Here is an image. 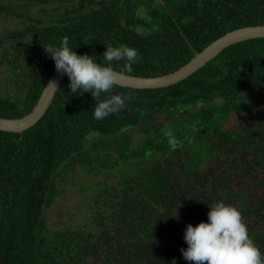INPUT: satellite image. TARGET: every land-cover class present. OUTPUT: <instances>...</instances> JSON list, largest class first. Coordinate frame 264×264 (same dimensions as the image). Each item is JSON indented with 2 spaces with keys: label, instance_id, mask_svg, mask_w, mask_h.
Masks as SVG:
<instances>
[{
  "label": "trees",
  "instance_id": "trees-1",
  "mask_svg": "<svg viewBox=\"0 0 264 264\" xmlns=\"http://www.w3.org/2000/svg\"><path fill=\"white\" fill-rule=\"evenodd\" d=\"M42 1L54 6L45 18L27 15L25 26L2 31L0 46L11 40L13 54L3 48L0 63L10 65L5 83L13 88L12 97L0 94V117L33 108L55 70L43 47L64 38L100 64L106 44L135 48L139 58L130 70L124 60L113 61V69L155 76L182 66L230 30L264 25V0ZM10 13L23 17L0 1V15ZM68 85L66 76L33 126L0 130V264H194L180 251L187 247L184 229L206 221L207 204L217 200L238 207L264 253V37L225 47L167 87L117 85L99 99L124 93L126 107L103 120L93 118L95 98L70 93ZM225 117L230 128L220 129L217 119ZM138 132L149 136L140 156L162 149L168 157L116 182L98 179L91 197L75 191V207L64 208L81 220L63 211L65 189L58 186L67 181L65 172L79 164L94 178L133 158V151L122 153L105 165L109 153L100 161L99 151L107 143L118 148ZM192 139L199 143L195 149ZM69 178L74 188L82 182Z\"/></svg>",
  "mask_w": 264,
  "mask_h": 264
},
{
  "label": "clouds",
  "instance_id": "clouds-1",
  "mask_svg": "<svg viewBox=\"0 0 264 264\" xmlns=\"http://www.w3.org/2000/svg\"><path fill=\"white\" fill-rule=\"evenodd\" d=\"M43 48L54 61L56 71L67 75L70 93H90L95 98L94 119L103 120L126 107L124 93L99 98L102 93H112L118 84L119 77L111 66L112 62L124 60L130 70L139 58L135 48L106 44L101 64H97L93 56L77 54L67 38L60 41L59 46ZM48 86L56 87V82L50 81ZM207 207L206 221L196 225L189 223L184 229L183 239L187 247L180 249L184 260L194 264H264V253L249 236L238 207L221 200L207 204Z\"/></svg>",
  "mask_w": 264,
  "mask_h": 264
},
{
  "label": "rangeland",
  "instance_id": "rangeland-1",
  "mask_svg": "<svg viewBox=\"0 0 264 264\" xmlns=\"http://www.w3.org/2000/svg\"><path fill=\"white\" fill-rule=\"evenodd\" d=\"M4 4H13L16 12L23 14L22 18H18L14 16L13 14H7V15H0V38L2 39L3 34V29L4 28H10L14 29L15 27H23L25 26L28 21L26 19L27 15L28 16H33V17H42L45 18L47 13L53 10L54 6L52 4H48L45 1L42 0H0ZM60 11H62V7L59 8ZM11 40H5L2 41V46H0V58H1V53L4 51L3 48H7L8 50L6 51V54L12 55V49L10 47ZM11 50V51H10ZM8 65L6 62L0 63V94L2 96L7 95L9 92V96L12 97V81H7L9 84L5 83V80L9 77H11V73L8 71ZM9 85V86H8ZM241 117L237 116V119ZM217 118H214L212 121L216 120ZM227 121V117L224 119L218 118L217 122L221 123L220 129L222 128H227L225 124ZM194 125L193 123H190L189 127H192ZM235 125L231 124V127ZM229 126V125H227ZM207 128V131L210 132L213 130L212 128ZM230 128V126H229ZM174 136V137H173ZM171 140H174L176 138L175 135H173ZM190 136V135H189ZM145 138H149L146 134H143L141 132H138L135 136H131L130 141L125 143L124 145H121L118 148H115L113 144L107 143L106 145H103V150L100 149L99 151V156H100V161H103L102 159L104 158L103 154L104 153H109L108 159L105 160V165H107L109 162L111 164V160L113 159L114 161L118 160L119 154L125 153L129 155L131 151H133L136 155L133 158H125L118 160L116 163H113L114 166H106L100 171V175L96 177H92L91 174H89L86 168L82 167L81 165H77L74 167L72 170H67L65 174L68 176L67 181L64 183L62 186H58L60 189L64 188L65 191L63 192V202L61 203V207L64 210L72 211L74 214V218L76 220H81L82 217L80 218L79 215H77V212L74 209H67L64 207H75V202L77 199L76 192H78L80 195V198L82 196L87 197L88 195L91 197L92 196V187L95 186V182L100 179V180H106L107 183L110 182H116L118 178H122L124 176H128L129 174L135 173L136 170L139 169V167H143L144 164H147L151 162L152 160H159V156H161V159L167 158L168 157V150L167 151H162V149H150L143 153L140 156V152L138 151L141 146H143V143L145 141ZM94 138H92L90 141H92ZM124 139V138H122ZM154 146L159 144L156 140H153ZM172 143H174L172 141ZM192 147L197 148L199 143L195 140L192 139ZM90 144V142L88 143ZM170 145V143H167L166 148ZM90 148V147H89ZM90 153H94V150L90 148L88 150ZM192 151V150H191ZM205 155V154H204ZM98 158V157H97ZM99 160V158H98ZM203 162L206 164V161L204 160V157L202 158ZM198 162V160H197ZM202 164V163H201ZM200 164V165H201ZM71 176L75 177H82L79 184L76 183L75 188L70 185V178ZM93 180H92V179ZM108 178V179H106ZM89 181V182H88ZM75 189V190H74ZM76 191V192H75ZM83 199V198H82ZM81 199V200H82ZM86 203V201H85ZM88 215V214H86ZM68 218V216H63Z\"/></svg>",
  "mask_w": 264,
  "mask_h": 264
},
{
  "label": "water",
  "instance_id": "water-1",
  "mask_svg": "<svg viewBox=\"0 0 264 264\" xmlns=\"http://www.w3.org/2000/svg\"><path fill=\"white\" fill-rule=\"evenodd\" d=\"M259 37H264V25H246L235 28L211 41L203 47L201 51L195 53L182 66L171 72L155 76H140L114 69L119 77L117 85L129 88L148 89L167 87L176 84L193 74L225 47L240 41ZM66 76L67 75H61L55 69L46 80L33 108L28 113L20 117H0V130L21 133L33 126L50 105L57 89L56 87L59 86L61 80ZM50 81H55L56 87L48 86Z\"/></svg>",
  "mask_w": 264,
  "mask_h": 264
}]
</instances>
